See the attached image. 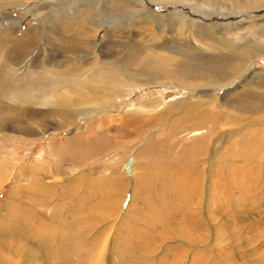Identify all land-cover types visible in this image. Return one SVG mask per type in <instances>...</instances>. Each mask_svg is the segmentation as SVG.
I'll use <instances>...</instances> for the list:
<instances>
[{
	"label": "rangeland",
	"instance_id": "obj_1",
	"mask_svg": "<svg viewBox=\"0 0 264 264\" xmlns=\"http://www.w3.org/2000/svg\"><path fill=\"white\" fill-rule=\"evenodd\" d=\"M0 264H264V0H0Z\"/></svg>",
	"mask_w": 264,
	"mask_h": 264
},
{
	"label": "bare ground",
	"instance_id": "obj_2",
	"mask_svg": "<svg viewBox=\"0 0 264 264\" xmlns=\"http://www.w3.org/2000/svg\"><path fill=\"white\" fill-rule=\"evenodd\" d=\"M172 56L173 55H171V56H169V55L163 56V55L156 54L153 59L155 61H158L161 66H167V65L170 66L171 64H173L176 61L175 57H172Z\"/></svg>",
	"mask_w": 264,
	"mask_h": 264
}]
</instances>
